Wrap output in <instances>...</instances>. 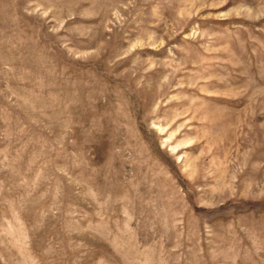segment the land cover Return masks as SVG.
I'll use <instances>...</instances> for the list:
<instances>
[{
    "label": "rangeland",
    "instance_id": "1",
    "mask_svg": "<svg viewBox=\"0 0 264 264\" xmlns=\"http://www.w3.org/2000/svg\"><path fill=\"white\" fill-rule=\"evenodd\" d=\"M0 264H264V0H0Z\"/></svg>",
    "mask_w": 264,
    "mask_h": 264
}]
</instances>
